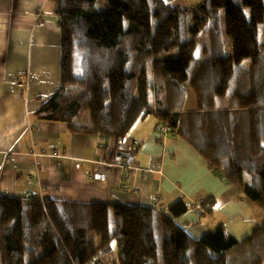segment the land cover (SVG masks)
I'll use <instances>...</instances> for the list:
<instances>
[{
  "label": "trees",
  "instance_id": "obj_1",
  "mask_svg": "<svg viewBox=\"0 0 264 264\" xmlns=\"http://www.w3.org/2000/svg\"><path fill=\"white\" fill-rule=\"evenodd\" d=\"M54 1L62 84L37 116L124 137L154 114L250 199L261 221L243 238L224 224L196 238L175 221L192 205L183 198L162 211L0 195V264H87L115 240L117 264H264V0H105L104 10L101 0ZM190 88L197 97L187 108Z\"/></svg>",
  "mask_w": 264,
  "mask_h": 264
},
{
  "label": "crops",
  "instance_id": "obj_2",
  "mask_svg": "<svg viewBox=\"0 0 264 264\" xmlns=\"http://www.w3.org/2000/svg\"><path fill=\"white\" fill-rule=\"evenodd\" d=\"M165 1L187 6L198 0ZM54 5L0 0V195L146 204L162 211L183 198L192 205L175 220L194 237L218 224L237 238L248 234L257 223L252 201L189 142L164 131L154 114L139 119L124 137L78 133L66 122L37 116L42 100L61 85ZM118 153L120 161L135 153L130 178L117 166ZM98 159L108 162L106 181L90 177ZM210 202L215 204L209 210Z\"/></svg>",
  "mask_w": 264,
  "mask_h": 264
},
{
  "label": "rangeland",
  "instance_id": "obj_3",
  "mask_svg": "<svg viewBox=\"0 0 264 264\" xmlns=\"http://www.w3.org/2000/svg\"><path fill=\"white\" fill-rule=\"evenodd\" d=\"M165 1V0H164ZM166 2V1H165ZM173 5H179V3H173ZM191 4H188L187 6H182V7H189ZM194 5V4H192ZM191 5V6H192ZM98 6L104 10L106 7H107V3L105 0H101L98 4ZM102 6H105V7H102ZM181 6V5H180ZM57 17L59 16L58 14H56ZM176 17V16H175ZM57 21H58V24H59V18H57ZM181 22V21H180ZM178 24V22H177ZM59 27L61 29V25L59 24ZM178 34L176 32V35H175V43L178 42ZM61 38H62V31H61ZM200 51V50H199ZM171 52H175V51H171ZM170 52V53H171ZM198 55L200 54L199 52L197 53ZM170 56H174V54H168ZM61 62H62V45H61ZM61 84H62V77H61ZM61 86V85H60ZM252 95L254 96V94L252 93ZM244 94L240 93V92H236L234 95H232L231 97L234 98L236 101L239 100V97H243ZM196 91L192 88L189 89V92H188V96H187V101H186V107L187 108H192L194 107L195 105V102H196ZM230 96H228L227 98H229ZM49 99V98H48ZM261 100V98L259 99V101ZM47 101V99H44L42 100V103ZM222 102L224 103H229L230 101L229 100H222ZM41 106V105H40ZM38 110V109H37ZM152 116V115H151ZM152 119V117H151ZM84 134H89V133H84ZM96 135V134H95ZM9 154H13V152H10ZM136 160V159H135ZM135 160H134V163L133 165L131 166V168H122L123 171L126 172V174H124V177L125 178H130L131 174L137 169L136 167V163H135ZM97 161H101L100 159L96 160ZM103 163V162H102ZM103 167V165L101 166V168ZM239 190V189H238ZM240 192V190H239ZM241 193V192H240ZM262 214V211H257L254 213V217L255 219L257 220V225H259V222L261 221L260 220V216ZM264 217V216H263ZM242 237V236H241ZM111 246H112V249L110 250L113 254H111L109 251H105V252H102L96 256H94L92 259H102V264H117V258H116V255L118 256V244H117V241H112L111 243ZM89 264V262L87 263Z\"/></svg>",
  "mask_w": 264,
  "mask_h": 264
},
{
  "label": "built area",
  "instance_id": "obj_4",
  "mask_svg": "<svg viewBox=\"0 0 264 264\" xmlns=\"http://www.w3.org/2000/svg\"><path fill=\"white\" fill-rule=\"evenodd\" d=\"M161 128L164 131H170V129H169V127L167 125H163L162 124ZM135 159H136L135 153H129L128 155L125 156V158L122 161L117 163V166L120 169H122V168H131V166L133 165ZM102 162L101 161H97L96 162L97 165H95L94 170L90 173V177L91 178H93L95 180H102V181H105V180L108 179V173L104 170V167L106 165V161L102 160ZM102 165H103V167L101 168ZM124 187L126 189V185ZM96 260H98V259H91L89 261V264H97Z\"/></svg>",
  "mask_w": 264,
  "mask_h": 264
},
{
  "label": "bare ground",
  "instance_id": "obj_5",
  "mask_svg": "<svg viewBox=\"0 0 264 264\" xmlns=\"http://www.w3.org/2000/svg\"><path fill=\"white\" fill-rule=\"evenodd\" d=\"M176 221V220H175ZM226 228V227H225ZM227 229V228H226ZM228 231V230H227ZM229 232V231H228ZM96 263L97 264H102V259H98V260H96Z\"/></svg>",
  "mask_w": 264,
  "mask_h": 264
},
{
  "label": "water",
  "instance_id": "obj_6",
  "mask_svg": "<svg viewBox=\"0 0 264 264\" xmlns=\"http://www.w3.org/2000/svg\"><path fill=\"white\" fill-rule=\"evenodd\" d=\"M120 155H119V153L117 154V159H116V162H118L119 163V161H120ZM31 194H33V193H31Z\"/></svg>",
  "mask_w": 264,
  "mask_h": 264
}]
</instances>
